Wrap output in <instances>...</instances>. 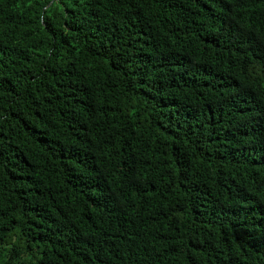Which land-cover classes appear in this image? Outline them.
I'll return each instance as SVG.
<instances>
[{"label": "trees", "instance_id": "16d2710c", "mask_svg": "<svg viewBox=\"0 0 264 264\" xmlns=\"http://www.w3.org/2000/svg\"><path fill=\"white\" fill-rule=\"evenodd\" d=\"M0 264H264V0H0Z\"/></svg>", "mask_w": 264, "mask_h": 264}]
</instances>
